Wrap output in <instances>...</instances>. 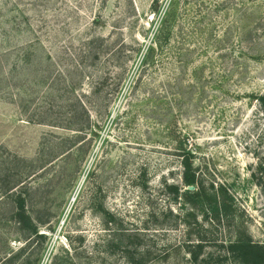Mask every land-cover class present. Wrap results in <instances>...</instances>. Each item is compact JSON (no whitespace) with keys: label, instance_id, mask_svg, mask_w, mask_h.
<instances>
[{"label":"rangeland","instance_id":"obj_1","mask_svg":"<svg viewBox=\"0 0 264 264\" xmlns=\"http://www.w3.org/2000/svg\"><path fill=\"white\" fill-rule=\"evenodd\" d=\"M259 97L264 0H0V198L26 183L46 223L2 200L0 264H239L264 244Z\"/></svg>","mask_w":264,"mask_h":264},{"label":"trees","instance_id":"obj_2","mask_svg":"<svg viewBox=\"0 0 264 264\" xmlns=\"http://www.w3.org/2000/svg\"><path fill=\"white\" fill-rule=\"evenodd\" d=\"M155 10L157 9V5L153 7ZM154 53V46L150 49V57ZM149 56L147 57V59ZM261 101L262 104H264V97H259L258 99ZM182 165L184 168L183 171V182L185 187L193 186L195 187V190L193 192L185 190V193L190 198H200L201 200H204L207 204H214V211H217L216 208V198L214 195V199L211 198L206 191L203 183H199V181L196 178V172L191 168V164L188 161V159H183ZM262 173V171L260 170ZM26 183L19 182V180H15L14 182H7V184H4L2 188V198H0V202L4 200L5 198L12 200L13 208L15 209L13 219L15 220L16 224L20 229H26L30 235L42 238L43 235L39 234L38 225L39 224H46L42 222H38L37 220H32L29 216H27L25 212V198L23 195V192L21 189L25 187ZM212 189L213 185H210ZM168 191L172 192L175 195L179 194V188L177 186H167ZM109 222L113 221V218H108ZM227 254L230 255L235 261H237L239 264H264V244H259L253 242L249 238L241 239L233 244H230L227 247ZM220 256H217L216 260L219 261ZM194 263L197 264H211L209 261L202 260V263H198V257L194 256L193 260ZM130 264H134L135 260L129 258ZM144 264V263H139ZM214 264L216 262L214 261Z\"/></svg>","mask_w":264,"mask_h":264},{"label":"water","instance_id":"obj_3","mask_svg":"<svg viewBox=\"0 0 264 264\" xmlns=\"http://www.w3.org/2000/svg\"><path fill=\"white\" fill-rule=\"evenodd\" d=\"M185 190L190 191V192H193V191L195 190V187H193V186H188V187H186Z\"/></svg>","mask_w":264,"mask_h":264}]
</instances>
